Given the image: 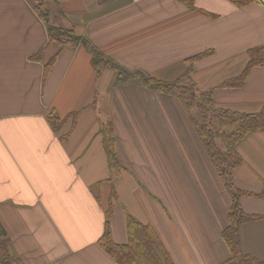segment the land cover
<instances>
[{
  "label": "crops",
  "instance_id": "crops-1",
  "mask_svg": "<svg viewBox=\"0 0 264 264\" xmlns=\"http://www.w3.org/2000/svg\"><path fill=\"white\" fill-rule=\"evenodd\" d=\"M54 26L81 40L52 43L31 0H0V222L24 264H118L100 245L112 194L116 243L128 217L150 223L175 264H223L230 195L180 100L101 72L83 41L128 72L172 81L194 64L201 90L240 75L264 47V0H45ZM58 55L46 71L49 60ZM219 107L257 113L264 66L241 88H217ZM64 119L56 130L50 113ZM113 123L117 174L107 126ZM236 185L264 189V132L239 143ZM243 209L264 216V198ZM245 254L264 264V220L241 227ZM1 264V263H0Z\"/></svg>",
  "mask_w": 264,
  "mask_h": 264
},
{
  "label": "trees",
  "instance_id": "trees-1",
  "mask_svg": "<svg viewBox=\"0 0 264 264\" xmlns=\"http://www.w3.org/2000/svg\"><path fill=\"white\" fill-rule=\"evenodd\" d=\"M35 11L46 22L50 35V41L63 47L67 43L77 44L80 36L74 30L54 26L50 22L51 13L46 6L45 0H31ZM194 7L195 0H180ZM254 0H235V4L244 7ZM199 12L212 15L202 10ZM84 44L93 52V63L98 72L106 67L115 69L119 80L130 81L133 78L147 88L161 93L176 96L182 103L186 113L192 121L195 130L214 167L220 175L230 195L232 205L228 215L229 225L223 231L222 237L229 248L230 258L223 264H263L253 256L245 254L241 247L242 225L264 220V216L251 215L244 211L242 199L244 196H258L264 198V189L260 194L241 189L236 185L234 170L244 163L237 147L248 135L255 131L264 132V106L257 113H247L228 108L219 107L215 100L217 88H241L244 86L249 71L253 67L264 66V47L251 48L248 51L249 60L243 72L231 79L224 81L217 87L201 90L194 79V64L207 53L196 55L187 62V70L177 79L167 81L159 79L144 72H128L114 61L107 59L96 50L88 41ZM58 55L52 57L46 65L49 71L55 64ZM49 120L52 126L61 129L64 119H60L55 112L50 113ZM235 125V129L230 128ZM108 141L112 165L117 174L120 173V164L116 157V142L113 123L107 126ZM112 194L110 201L105 207L106 226L99 242L102 248L118 264H175L170 254L164 247L158 233L150 223H143L133 216L128 217V242L116 243L113 239L111 220L113 217L114 199ZM11 241L2 223L0 222V263L1 264H24L21 257L11 251Z\"/></svg>",
  "mask_w": 264,
  "mask_h": 264
},
{
  "label": "rangeland",
  "instance_id": "rangeland-1",
  "mask_svg": "<svg viewBox=\"0 0 264 264\" xmlns=\"http://www.w3.org/2000/svg\"><path fill=\"white\" fill-rule=\"evenodd\" d=\"M231 129H232V130H233V129H235V125H234V126H232V127L230 128V130H231Z\"/></svg>",
  "mask_w": 264,
  "mask_h": 264
}]
</instances>
